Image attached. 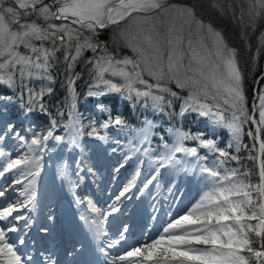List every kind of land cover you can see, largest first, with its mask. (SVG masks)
<instances>
[{
  "label": "snow or ice",
  "instance_id": "snow-or-ice-1",
  "mask_svg": "<svg viewBox=\"0 0 264 264\" xmlns=\"http://www.w3.org/2000/svg\"><path fill=\"white\" fill-rule=\"evenodd\" d=\"M198 7L195 0L182 6L168 4L167 0H0V144L11 140L19 149H26L0 163V176L12 177L10 185L0 187V198L21 184V178L26 181L20 193L25 199L0 207V222H4L0 224V264H33L34 257L21 247L26 238L17 236L13 242L9 234L19 231L14 221L25 219L13 215L14 212L28 206L35 209V186L41 175L43 155L49 150L48 142H67L69 147L76 148L85 134L105 139L99 129L110 126L133 134L132 138L139 139L141 144L159 136L160 167L179 163L177 154L182 153L194 158L196 167L211 178L208 191L193 209L164 228L167 235H161L143 250L136 247L127 251L118 257L120 262L143 256L153 264H253V258L254 264H264V139L261 138L264 92L258 95L256 120L245 107L237 50L225 42L211 22L205 23L197 15ZM209 7L221 15L230 12L233 21L240 22L242 37L247 35V29H255L257 22L264 19V0H236L235 4L227 0L226 6L223 0H211ZM173 9L182 21L179 25L169 15ZM106 29H112L109 41L99 38ZM259 40L257 56L264 48V32ZM124 49L130 50V54ZM77 66L81 71L75 70ZM85 73L88 80L83 102L95 99L98 101L95 109L107 117L99 128L96 120L85 125L79 111L81 99L75 85ZM58 79L66 95L58 102L57 115L63 117L66 110V121L52 118L43 100L45 95L54 93ZM111 95L125 101L129 108L141 109V115L151 112L161 121L166 120L168 127L163 131L172 142L154 131L157 125L153 119L145 117L139 127H129L121 114L113 117L111 105L102 100ZM256 98L253 113L257 110ZM12 105L18 112L9 119L8 106ZM37 114L50 117L46 129L35 125ZM190 114L205 118L211 129H227L231 137L227 148L221 149L217 139L207 133H193L185 130L182 123H174L182 122ZM15 120L21 123L17 125ZM249 121L257 127L255 132L248 131V136L254 142L253 147L259 144V156L248 157L259 160L255 182L256 173L252 169L241 171L243 165L228 167L230 161L239 164L241 159L228 149L234 147L239 153L242 146L247 148L241 144V137L243 125ZM85 127L89 128L87 133ZM58 128H63L62 135H54ZM188 141L196 142L195 146L187 147ZM200 150L207 151L201 155ZM9 156L0 150V157ZM210 156L214 158L209 165L206 162ZM58 175L66 178V168H59ZM151 183L150 179L144 187ZM128 190L125 187L116 200ZM112 211H116L114 206ZM81 219L87 222L86 217ZM41 231L47 233L48 228ZM251 232L260 238L259 249L253 247ZM97 233L102 234L99 229ZM193 244L212 247H189ZM100 251L103 253L105 249L102 247ZM38 264L55 261L42 252ZM107 264H117V259Z\"/></svg>",
  "mask_w": 264,
  "mask_h": 264
},
{
  "label": "rangeland",
  "instance_id": "rangeland-1",
  "mask_svg": "<svg viewBox=\"0 0 264 264\" xmlns=\"http://www.w3.org/2000/svg\"><path fill=\"white\" fill-rule=\"evenodd\" d=\"M169 15L175 18L177 25L182 22L175 9ZM94 110L97 112L95 108ZM16 114H12L9 119L14 118ZM17 122L21 123L19 120ZM196 126L199 131L208 135L219 131V128L211 129L206 119L199 116ZM164 128L166 127L161 129L162 135L168 138L167 133L163 131ZM132 135L112 126L106 136L102 134L105 139L92 140L85 152V162L91 168V172H85L78 167V156H70V150H65L60 155L62 157L58 158L61 146L57 142L44 154L41 175L37 178L35 186L37 192L35 209L28 206L14 212L13 215L18 214L25 219L14 221L19 231L9 234L13 242L17 236L26 238V243L21 247L26 254L34 257L33 264L35 258L39 261L42 253L36 252V243L54 246L57 244L58 233L64 229L65 232L75 230L80 238H88L89 244L93 245L91 254L104 260L103 264L112 259H117V264H153L143 256L129 257L123 262H120L118 257L136 247L143 250L144 246L150 245L161 235H167L163 231L164 228L193 209L203 193L208 191V182L211 178L196 167L197 162L194 158L185 157L182 153L177 154L179 163H166L164 167H160L158 161L162 151L161 143L143 145L139 143L140 146L136 147L137 139H133ZM217 140L227 147L231 142L229 132ZM171 142V138H168V143ZM61 143L68 146L67 142ZM0 150L10 154L9 157H0V163H6L8 158H15L20 150L26 152V149L19 150L18 145L11 140L0 144ZM206 151L201 150V154ZM213 158L210 156L206 163L210 165ZM61 167L66 168V178L58 175V169ZM117 168L119 171H116ZM150 179L152 183L145 188L144 185ZM11 180V174L0 176V187L10 185ZM25 185L26 181L21 178V184L15 185L14 190H9L0 198V207L10 203L16 204L18 200L23 201L25 197L20 193ZM125 187H128V192L116 200ZM82 194L85 195L86 205L81 200ZM113 206L116 211H112ZM49 216L54 219L49 220ZM81 217H86L87 222ZM61 221L62 225H59ZM2 223L4 222H0ZM45 227L48 228L47 233L41 231ZM97 229L102 234L98 235ZM109 243L113 244V247L108 248ZM46 246L42 249L43 253L50 255L55 261V254H50ZM200 246L193 244L189 247ZM102 247L105 249L103 253L100 251ZM62 248L66 257L61 258V262L67 257L82 258V250L77 253L72 246L68 247L66 242L62 243ZM74 259L67 263L72 264ZM55 264L59 263L55 261Z\"/></svg>",
  "mask_w": 264,
  "mask_h": 264
},
{
  "label": "trees",
  "instance_id": "trees-1",
  "mask_svg": "<svg viewBox=\"0 0 264 264\" xmlns=\"http://www.w3.org/2000/svg\"><path fill=\"white\" fill-rule=\"evenodd\" d=\"M194 2V0H167L168 4L171 5H191ZM195 2L199 5L197 9V15L205 22H211V24L222 33L225 42L230 46L237 50L238 52V66L242 74V85H243V91L245 95V107L249 110V113L254 116L256 120L259 119V100L258 95L263 92V86H264V48L260 50L259 55L257 56V47L260 44V35L261 32H264V19H261L257 22V25L255 29L249 28L247 29V35L244 37L241 36V26L239 21H233L232 14L229 12L227 15H221L220 12L216 9H212L209 7L211 0H195ZM225 6L227 4V0H223ZM236 0H233V3L235 4ZM245 20H247V17H245ZM135 29V26H134ZM112 34V29H106L102 30L100 33V39L104 41L110 40V35ZM114 47V46H113ZM125 52H128L130 54V50L124 49ZM87 55H91V52H88ZM256 56V59L253 60L252 57ZM77 72L81 71V67L77 66L75 69ZM88 80L87 74L85 73L83 78L78 80L75 87L76 90L80 94L81 103L79 104V111L83 114L84 120L83 123L85 125H88L91 120H96L97 127L99 128V123L103 122L104 119L107 117L105 115H102L100 112H96L94 110L95 104L98 102L95 99H89L87 102H83L84 94L87 91V83ZM54 87V93L52 95H45L43 97V100L48 105V110L51 113V117L55 118L56 120H67V111L65 110L63 117H60L57 115L58 108L60 107V104L58 102H61L64 100V97L66 95V89L61 88L59 79L57 80V83L53 86ZM254 97H257L255 99V105L257 110L253 113L252 107L254 103ZM103 102L106 104H110L112 108V116L115 117L117 114H121L123 118L128 122L129 127H139L140 122L147 117L148 119H153L154 123L157 125V129H154V131H158L162 134V127H168V122L166 120L161 121L158 117H154L151 112H144L143 115H141L142 110L139 108H129V106L125 103V101L118 102V97L115 95H111L108 97L102 98ZM120 101V100H119ZM120 104V106L118 105ZM176 110L179 111V104L176 105ZM18 108L15 105L8 106V117H12V114L17 113ZM198 119V116L196 114H190L186 115L185 118L180 121H174V123L181 124L185 130H191L193 133L201 132L197 129L196 126V120ZM50 117L47 115H40L37 114L34 117L35 125L38 129H46L49 125ZM19 125L20 123L17 122V120L14 121ZM112 127V126H110ZM109 127V128H110ZM257 125L253 124L251 121H249L247 124L243 125V134L241 137V144H244L247 146L241 147V150L239 153L235 152V148L228 149L232 155L239 156L240 162L239 164L236 161H230L228 164V167H240L243 165L244 167L241 168V171L244 170V168L252 169L256 175L253 177V182L258 180V170H259V160H250L248 157L250 155L252 156H259V146L258 143L255 144V147H253V140L251 137L248 136V131L255 132ZM108 129H99V134H106L109 131ZM262 128V134L261 138L264 139V126H261ZM89 128L85 127L84 132L87 133ZM228 130L224 128H219V131L215 134H211L210 136L214 139H222L223 135L226 134ZM63 134V128L56 129L54 135H62ZM205 138H208L206 136ZM93 139H97V137H89L86 134L81 137L80 139V146L77 148L66 146L63 143H60L61 151L59 155L56 156L58 158L62 157L60 155L63 154L65 150H70V156H78V166L82 168L85 172H89L90 167L87 166L85 162V152L87 148L90 147V142ZM158 143L161 142L159 136L154 137L148 142L145 143ZM55 140H50L48 142V149H52V147L55 145ZM140 141H135L136 146L139 145ZM217 143L221 149H225L227 147L224 146L221 142L217 140ZM59 144V143H58ZM144 144V143H143ZM141 144V145H143ZM196 142L194 141H188L186 142V146H195ZM251 149V151H249ZM20 150V149H19ZM48 150V151H49ZM23 150H20L19 153H23ZM201 154V151H200ZM85 196L82 194L81 200L84 201ZM86 205V203H85ZM253 225L254 222L257 221H249ZM213 223H215L213 221ZM228 223H231L230 221ZM249 237L255 241L253 244V247H256L259 249V237L255 236L254 232L249 233ZM211 245H201L200 248H211ZM244 255H248L246 252L243 253ZM255 258H253V264H254Z\"/></svg>",
  "mask_w": 264,
  "mask_h": 264
},
{
  "label": "bare ground",
  "instance_id": "bare-ground-1",
  "mask_svg": "<svg viewBox=\"0 0 264 264\" xmlns=\"http://www.w3.org/2000/svg\"><path fill=\"white\" fill-rule=\"evenodd\" d=\"M59 225H62V221H61V223H60ZM64 230H65V229H64ZM64 230H63L62 232L58 233V235H57V237H56V239H57V244L54 245V246H52V248L54 249L55 254H57V258H58L59 262H61V261H60L61 258L66 257L65 252H62V250L60 249V248H61L60 241H61L62 239H65V238H66V236H65V234H64V233H65ZM63 234H64V235H63ZM72 238H74V237H72ZM72 238H70L69 241H70ZM74 239H75V238H74ZM44 246H45V245H44ZM22 248H23V247H22ZM67 256H69V255H67ZM72 259H73V257H71V259H69V258L67 257V259H65L63 262H61V264H68L67 261H71ZM78 260H80V258H78V259L76 260L75 264H77V261H78ZM87 261H88L89 264H98V258L96 257V255L94 256L93 254H90V257L87 258Z\"/></svg>",
  "mask_w": 264,
  "mask_h": 264
}]
</instances>
